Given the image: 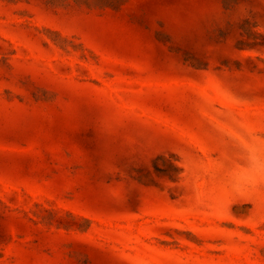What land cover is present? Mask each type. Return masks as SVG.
Masks as SVG:
<instances>
[{
    "label": "rangeland",
    "instance_id": "rangeland-1",
    "mask_svg": "<svg viewBox=\"0 0 264 264\" xmlns=\"http://www.w3.org/2000/svg\"><path fill=\"white\" fill-rule=\"evenodd\" d=\"M0 264H264V0H0Z\"/></svg>",
    "mask_w": 264,
    "mask_h": 264
}]
</instances>
